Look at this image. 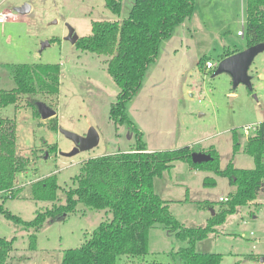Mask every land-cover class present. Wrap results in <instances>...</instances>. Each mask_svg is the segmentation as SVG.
<instances>
[{
    "label": "rangeland",
    "instance_id": "obj_1",
    "mask_svg": "<svg viewBox=\"0 0 264 264\" xmlns=\"http://www.w3.org/2000/svg\"><path fill=\"white\" fill-rule=\"evenodd\" d=\"M133 1L120 0V11L115 14L105 6V0H0V13L13 16L0 23V89L15 86L3 64L60 65L56 101L51 96H34L48 106L54 104L57 131L48 128L47 119L34 115L27 103L29 96L0 107V119L15 122V155L27 160L25 169L15 174V197L2 193L0 202L22 219L31 220L36 211L64 203L65 190L75 186L73 178L83 161L127 151L135 144L131 124L125 122L116 128L109 118V106L119 88L106 71L107 57L82 51L65 39L68 27L81 37L91 33L95 20L121 22ZM245 3L195 0L190 18L175 26L171 37L162 41L156 60L149 64L140 87L126 103L129 121L141 132L147 149L194 146L196 151L205 152L215 148L221 169L230 161L238 168L254 167L253 157L245 148L253 127L264 122V76H260L264 75V51L248 67V81L237 85L229 73L213 75L206 63L204 70L197 64L202 56L217 64L226 50L246 48L245 36L237 34L242 26L245 29ZM24 4L30 6L29 10L17 12L16 8ZM60 129L80 136L93 129L98 143L64 156L61 153L70 152L74 144ZM233 131L239 145L236 152L232 147ZM52 144L57 145L54 151L49 147ZM49 174L57 176L56 198L34 199L31 183ZM209 178L214 184H204ZM154 188L168 201L171 213L188 227L204 226L206 218L224 202L218 198L234 190L227 178L211 170L191 168L182 161L173 162L170 170L156 177ZM263 206L264 189L255 200L227 215L216 231L197 241L195 250L221 253L220 264H264ZM110 218L107 209H91L78 203L73 212L61 218L46 219L36 232L34 249H30V231L0 212V237H14L5 264H60L65 249L81 246L85 235ZM186 245L156 226L150 229L145 255L133 262L126 260L127 256H118L116 264H177L179 258L173 253Z\"/></svg>",
    "mask_w": 264,
    "mask_h": 264
},
{
    "label": "trees",
    "instance_id": "obj_2",
    "mask_svg": "<svg viewBox=\"0 0 264 264\" xmlns=\"http://www.w3.org/2000/svg\"><path fill=\"white\" fill-rule=\"evenodd\" d=\"M194 4L195 0H134L128 16L121 22L95 20L91 23V33L77 39L75 46L78 49L107 57L106 71L119 88L115 101L110 103L109 118L116 128L129 122L134 130L135 144L128 151L83 161L79 173L73 178L75 186L65 190L64 203L36 211L31 220L11 213L0 202V212L7 219L30 231V249H34L36 232L46 219L61 218L82 203L91 209H107L111 218L101 221L88 236L85 235L81 246L65 249L60 264H116L118 256L123 255L133 262L147 253L149 232L156 226L187 243L173 253L179 258L177 264H220L221 253L196 251L194 246L216 231V226L222 224L227 215L255 200L264 189V122L259 123L247 139L245 150L253 157L254 167L238 168L230 161L221 169L215 148L205 151L211 160L201 163L191 160L192 152L196 151L194 146L149 151L141 140V132L129 121L126 113V103L140 87L149 64L156 60L161 42L171 36L175 26L190 18ZM105 6L118 14L120 0H105ZM245 11L246 47L264 43V0H246ZM237 51L226 50L219 59ZM209 59L202 56L197 61L201 70ZM3 66L15 86L10 90L0 89V107L16 103L25 95L29 96L27 103L32 106L34 115L40 117L34 96H51L56 101L60 84L58 63H6ZM53 105L49 107L54 109ZM47 126L57 131L56 114L47 119ZM15 139L14 120L1 118L0 194L5 193L10 198L15 197V174L24 170L27 164L26 159L15 155ZM49 147L52 151L57 149L56 144ZM232 147L233 152L239 148L235 131ZM175 161L186 162L194 169L211 170L227 178L229 185L234 187L204 226H185L171 213L168 201L155 191L154 179L170 170ZM204 184H214V179H206ZM30 189L34 199L53 201L59 189L57 176L49 174L35 180ZM13 240L14 237H0V264L6 263Z\"/></svg>",
    "mask_w": 264,
    "mask_h": 264
},
{
    "label": "water",
    "instance_id": "obj_3",
    "mask_svg": "<svg viewBox=\"0 0 264 264\" xmlns=\"http://www.w3.org/2000/svg\"><path fill=\"white\" fill-rule=\"evenodd\" d=\"M29 8V5L24 4L20 7H17L16 11L19 13H26ZM78 38L79 37L74 32V29L72 27H68V32L65 39L70 41L72 44H75ZM46 45H48L47 42ZM262 51H264V43L251 45L243 50L237 51L219 60V62H217L216 64V68L213 72V75L225 71L231 75L234 85H237L241 82L246 83L248 81V67L252 63L253 58ZM35 106L37 107V111L42 119H48L55 115V110L42 101H36ZM60 132L65 137L70 139L74 144V147L70 152L61 153L64 156H72L78 153L79 151L91 149L98 143V135L93 129H90L88 133L84 136H80L76 133L62 129H60ZM191 160L194 163H201L211 160V156L210 154L202 151H194L191 154ZM213 214L214 211H212V215Z\"/></svg>",
    "mask_w": 264,
    "mask_h": 264
},
{
    "label": "built area",
    "instance_id": "obj_4",
    "mask_svg": "<svg viewBox=\"0 0 264 264\" xmlns=\"http://www.w3.org/2000/svg\"><path fill=\"white\" fill-rule=\"evenodd\" d=\"M12 17H13L12 15H8L7 13H0V23H3L4 21H6L7 19L12 18ZM237 34L239 36H244L243 26H242V29L237 32ZM205 67L207 69H212L213 67H215V63H213L211 61H207L205 64ZM255 129H256V125L253 127L252 131H254ZM245 132L248 133L246 128H245ZM226 200H227V197H219V201H226Z\"/></svg>",
    "mask_w": 264,
    "mask_h": 264
},
{
    "label": "crops",
    "instance_id": "obj_5",
    "mask_svg": "<svg viewBox=\"0 0 264 264\" xmlns=\"http://www.w3.org/2000/svg\"><path fill=\"white\" fill-rule=\"evenodd\" d=\"M177 26H179V25H177ZM182 26H183V25H182ZM172 32H173V31H172ZM171 35H172V34H171ZM170 37H171V36H170ZM170 37H169V38H170ZM169 38H168V39H169ZM168 39H166V40H168ZM161 43H162V42H161ZM213 63H214V62H213ZM215 64H216V63H215ZM260 76L262 77V76H264V75L261 74ZM129 150H130V149H129ZM148 150L151 151V149H149V148H148ZM127 151H128V150H127ZM218 201H219V198H218ZM262 210H263V209H262ZM211 216H212V215H211ZM211 216H209V217H211ZM209 217L206 218V222H207V220L209 219Z\"/></svg>",
    "mask_w": 264,
    "mask_h": 264
},
{
    "label": "bare ground",
    "instance_id": "obj_6",
    "mask_svg": "<svg viewBox=\"0 0 264 264\" xmlns=\"http://www.w3.org/2000/svg\"><path fill=\"white\" fill-rule=\"evenodd\" d=\"M4 22H5V21H4ZM215 67H216V64H215ZM215 67H213V68H215ZM213 68H212V69H213ZM55 113H56V112H55Z\"/></svg>",
    "mask_w": 264,
    "mask_h": 264
}]
</instances>
